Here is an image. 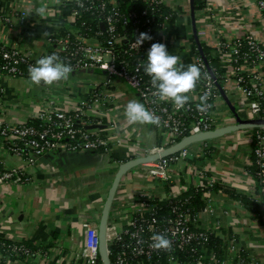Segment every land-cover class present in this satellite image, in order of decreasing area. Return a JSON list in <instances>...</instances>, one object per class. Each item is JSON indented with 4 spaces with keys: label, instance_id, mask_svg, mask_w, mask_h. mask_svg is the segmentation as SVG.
Returning a JSON list of instances; mask_svg holds the SVG:
<instances>
[{
    "label": "built area",
    "instance_id": "2783aa9c",
    "mask_svg": "<svg viewBox=\"0 0 264 264\" xmlns=\"http://www.w3.org/2000/svg\"><path fill=\"white\" fill-rule=\"evenodd\" d=\"M147 1L154 12L156 7L167 4L166 0ZM253 1L264 16V0ZM63 3L72 5L69 10L72 22L81 18L83 12L96 14L99 21L94 34L88 35V29L84 32L85 25L72 31L64 30L63 34H52L48 37L50 48L36 55L20 47L8 48L4 45L1 48L4 63H0V75L29 77V66L44 56L57 53L62 61L72 66V72L101 70L105 76L101 81L94 82L91 93L79 98L71 109L63 108L54 97L41 95L33 113L22 123L6 120L4 92L0 88V184L32 182L28 167L37 164L51 151H109L113 139L106 130L111 125L106 118L114 102L110 87L115 79L123 80L137 93L145 107L160 117L161 123L154 125L155 128L169 134L165 143L148 149V156L161 155L170 146L193 135L228 126L220 119L216 105L221 97L227 101L226 83L232 78L247 98L248 119L264 121V45L253 34L233 40L217 38L212 44V52L210 49L204 51L206 46L199 36L196 39L189 34L187 41L193 51L190 64L201 67L202 78L196 89L189 93L188 104L181 109L170 101H160L154 95L156 89L144 71L151 44L160 42L166 45L167 24L172 19V13L165 16L159 28H155L156 19L150 16L149 8L142 11L131 9L124 13L120 10L119 0H67ZM207 4L208 0H205L204 7L199 10L201 18L207 12ZM27 16L26 12L7 15L2 8L0 22L12 24L16 21L24 27ZM141 32L151 35L152 40L137 45L135 41ZM182 62L188 65L186 60ZM44 86L41 84L38 87ZM205 94L211 107L202 112L197 105ZM252 142L259 166L258 176L264 177L263 126L252 128ZM114 143L120 145L123 140L117 138ZM196 143L204 144L200 149L210 148L209 139ZM196 143L131 169L139 178L164 185L167 194L161 197L155 192L142 190L129 197H118L120 204H126L128 214L125 226L120 230H117L115 221H108L106 250L110 264H258L250 255L243 254L244 251L232 237L228 239V246L221 256L213 250L208 252L213 231L196 224L199 212H192L191 196H184L176 190L179 179L176 163L187 158L191 145ZM119 164L120 168L123 162ZM261 182L264 196V178ZM215 184L216 180L209 178L206 186L197 189L204 190L205 194ZM256 198L259 199L258 196ZM203 199L207 197L203 196ZM84 226L81 255L87 264H97L100 259V224L90 219ZM157 233L165 234L172 241L170 250L157 251L151 247V237ZM8 240L11 243L2 244L7 248L0 246V264H7L18 255L28 259L40 252H33L23 240ZM115 242H119V250L112 260V244Z\"/></svg>",
    "mask_w": 264,
    "mask_h": 264
},
{
    "label": "crops",
    "instance_id": "0c3cea01",
    "mask_svg": "<svg viewBox=\"0 0 264 264\" xmlns=\"http://www.w3.org/2000/svg\"><path fill=\"white\" fill-rule=\"evenodd\" d=\"M63 2L67 0H2L7 15L26 12L28 16L24 27L16 21L0 22V43L35 55L47 51L48 37L66 30L65 24L71 20L69 13L61 9ZM166 3L177 12L174 20L167 24V49L187 64L193 57L187 41L189 34L194 38L199 36L210 52L217 38L233 40L248 33L264 45V16L253 0H208L204 18L191 0H166ZM38 9L45 11L38 14ZM104 76L92 70L76 71L71 72L67 80L40 88L27 76L0 75L6 120L10 123L26 121L43 94L57 99L63 108L71 109L79 98L87 97L93 83ZM226 89L229 102L221 97L216 105L223 124L237 123L236 116L249 120L247 98L233 78L226 83ZM110 92L114 102L106 118L111 123L106 130L113 139L109 151H51L28 167L32 182L0 184V234L11 240L29 241L40 251L31 258H15L7 264H87L81 255L84 224L94 219L101 225L119 163L143 160L148 157L149 148L167 141L169 134L165 130H158L154 125L129 123L124 114L126 104L133 99L141 100L126 82L115 79ZM117 138L123 143L115 144ZM202 145H191L188 157L176 163L179 175L176 190L184 195L206 186L209 178L215 179L220 187L203 194L207 199L196 224L212 230L225 249L228 239L235 238L241 250L247 251L258 264H264V222L226 192L229 187L243 194L255 193V181L249 172L252 128L209 139L210 148L206 150L200 149ZM142 190L161 197L167 194L164 185L139 178L130 170L120 182L108 215V221L116 222L117 230L125 226L128 214L126 204H120L118 197H129ZM97 264H106L101 250Z\"/></svg>",
    "mask_w": 264,
    "mask_h": 264
},
{
    "label": "clouds",
    "instance_id": "9594fccd",
    "mask_svg": "<svg viewBox=\"0 0 264 264\" xmlns=\"http://www.w3.org/2000/svg\"><path fill=\"white\" fill-rule=\"evenodd\" d=\"M44 11L45 9L37 10L38 14H43ZM146 40H152L151 35L141 32L135 42L141 45ZM72 71V66L62 61L57 53L36 60L35 64L28 68L29 78L37 86L41 84L51 86L62 79L67 80ZM144 71L151 78V84L156 89L154 95L160 101H170L181 109L188 104L189 93L196 89L202 78L200 66L185 65L180 56L170 54L167 46L160 42L151 44ZM207 101L208 95L205 94L197 105V109L203 112L210 108L211 105ZM124 114L129 123L133 124L159 126L161 123L159 116L135 99L126 104ZM151 240V247L157 251H167L172 247V241L165 234H154Z\"/></svg>",
    "mask_w": 264,
    "mask_h": 264
},
{
    "label": "trees",
    "instance_id": "16d2710c",
    "mask_svg": "<svg viewBox=\"0 0 264 264\" xmlns=\"http://www.w3.org/2000/svg\"><path fill=\"white\" fill-rule=\"evenodd\" d=\"M65 4L62 3L61 5V9L63 12L69 11L72 6L67 3ZM204 5H205V0H194V8L196 11L202 9ZM147 8H149V11L152 10L151 5H148L147 0H120V10L124 13H128V11H130L131 9H137L138 11H142ZM1 9H2V0H0V11ZM149 13L151 17H155L156 19L154 20L155 28H159L161 26L166 15H169L170 13L173 14L170 22H172L175 16L177 15V12L171 6L167 4L156 7L155 12L153 10ZM98 21H99V17L96 14H92L89 12H83L81 18L75 20L74 22L67 21L65 26H66V30L72 31L73 29H76V28H82V25H85L83 26V31L85 32V30L88 29V35H90V34H94V32L98 29ZM63 32L64 31H62L60 34H63ZM3 46L4 44L0 43V63L1 64L4 63V59L2 58V54H1V51H2L1 48ZM204 51L207 52V48H204ZM253 148H254V144H253ZM258 171H259V166L256 163L255 155L253 153L252 154V164L249 167V172L255 178V190H254L255 193L254 194H243L235 190H232L229 187H226V192L230 194L232 197H234L235 199L239 200L244 208L257 214L259 220L261 222H264V196L261 193V189L263 187V183L261 182V179H263L264 177H259ZM219 187H220L219 183H216L213 188L215 189ZM203 191L204 190L202 189H192L187 194H184V196H191V207H192L193 213L199 212L205 205L204 199L202 200V197L204 194ZM257 196L259 197L258 200L256 198ZM3 243L9 244L11 243V241L8 239H5L2 235L0 237V246H2ZM23 243L26 244L33 252L38 250L29 241L23 240ZM2 247L7 248L4 245ZM207 248H208V252L213 250L219 256H221L225 250L224 243L214 233H212L211 235V240ZM118 250H119V242L113 243L112 244L113 255L111 256L112 260L115 254L118 252ZM243 254L247 255V251H244ZM15 257L19 259L24 258L23 255H18ZM161 264H166V263H161Z\"/></svg>",
    "mask_w": 264,
    "mask_h": 264
},
{
    "label": "water",
    "instance_id": "95a60500",
    "mask_svg": "<svg viewBox=\"0 0 264 264\" xmlns=\"http://www.w3.org/2000/svg\"><path fill=\"white\" fill-rule=\"evenodd\" d=\"M191 1H192V3L194 2V0H191ZM67 12L69 13V11H67ZM193 14H194V8H193ZM193 21L195 24V15L193 16ZM195 37L197 39V35ZM198 43H199V41H198ZM96 71L100 72V73H105L104 71H101V70H96ZM236 119H237L236 120L237 123H235L233 125H229V126H226L222 129L215 130L212 132L193 135V136L183 140L182 142L176 144L172 148H170V149L168 148L161 155L148 156V157L144 158L143 160H140V159L131 160V161H128V162L121 165V167L119 168V170H118V172L114 178L111 189L109 191V196H108V199H107L105 207H104L103 218H102L101 225H100V234H101L100 250L102 252V256L104 257L106 264H110L109 258L107 256V250H106V247H107L106 246V228H107V224H108V215H109L115 194H116V192L120 186V182L122 180V177L127 172H129L134 166H136L140 163L151 161V160L157 159L161 156L170 155L174 152L179 151L184 146L190 145L192 143L200 142L203 139L204 140L213 139V138L222 136L227 132H233V131L241 130L244 128H253V127H259V126L264 127V121L263 120H252V119L243 120L239 116H236ZM94 127H97V126H90L89 128H94ZM99 127H102V126H99Z\"/></svg>",
    "mask_w": 264,
    "mask_h": 264
},
{
    "label": "rangeland",
    "instance_id": "374dc122",
    "mask_svg": "<svg viewBox=\"0 0 264 264\" xmlns=\"http://www.w3.org/2000/svg\"><path fill=\"white\" fill-rule=\"evenodd\" d=\"M236 131H238V130H236ZM205 140L203 139V140H201L200 142H204ZM17 259H19V258H17Z\"/></svg>",
    "mask_w": 264,
    "mask_h": 264
}]
</instances>
